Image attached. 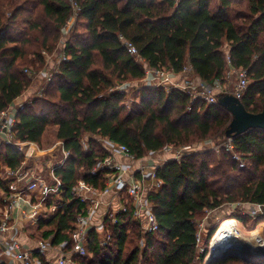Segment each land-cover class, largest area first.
Instances as JSON below:
<instances>
[{"label":"trees","instance_id":"16d2710c","mask_svg":"<svg viewBox=\"0 0 264 264\" xmlns=\"http://www.w3.org/2000/svg\"><path fill=\"white\" fill-rule=\"evenodd\" d=\"M75 17L72 30L63 35ZM61 40L66 60L44 84L43 95L35 92L23 103L14 128L17 138L42 146L47 129L55 127L69 152L55 169L65 203L34 229L33 237L53 235L55 244L72 240L85 213L73 187L83 180L103 190L112 172H92L112 155L105 139L127 145L141 159L168 145L228 136L233 115L227 107L192 101L178 88L167 91L145 82L140 101L128 109L126 93L112 89L143 81L147 66L181 73L190 65L197 77L213 82L224 78L229 55L231 64L248 71L250 84L241 101L251 112L264 111V0H0V112L33 86L26 67L43 65V50L53 52ZM125 40L137 46L138 54L128 51ZM233 138L244 167L225 150L168 160L157 169L163 184L149 192L159 228L144 231L129 203L117 224L106 220L113 235L106 246L103 233L89 232L83 264L204 263L213 235L231 218L204 228L207 250L200 252L197 233L206 211L237 202L264 207V129ZM23 161L22 153L0 138V200L6 189L3 169ZM231 215L243 224L250 219L240 211ZM254 222H264V213ZM213 264H264V257L227 255Z\"/></svg>","mask_w":264,"mask_h":264},{"label":"built area","instance_id":"2783aa9c","mask_svg":"<svg viewBox=\"0 0 264 264\" xmlns=\"http://www.w3.org/2000/svg\"><path fill=\"white\" fill-rule=\"evenodd\" d=\"M70 22L63 28V32H68L71 26ZM124 42L131 54H138V48L133 42L129 40ZM62 60H66L65 52H63ZM228 61L229 67L224 78L216 79L213 82L205 81L196 75L188 77L189 73L193 71L190 65H187L181 72L187 73L184 80L177 78L176 72L165 67L147 68L144 80L152 86H160L164 83L161 86L167 91L174 88L181 89L191 97L192 101L213 104L219 101V92L228 91L224 84L235 74L238 82L232 91V95L241 100L250 84L248 71L231 64L229 55ZM25 71L28 72L29 69H25ZM52 76L51 71H46L44 83L51 81ZM112 90L126 92L127 85L118 84ZM37 93L43 95L44 86ZM228 94H230L229 91ZM22 107V102L16 106L12 104L0 112V138L10 146L17 148L24 157L21 166L18 168L6 167L1 174L6 189L2 190V204H0V264H43L39 254L45 255L48 264H83L82 259L88 255L87 237L89 232L95 229L103 233L101 245L106 246L113 236L111 230L106 228V220L117 224L119 213L129 212V203L133 206L132 215L134 219L140 220L144 231L151 232L159 228L154 207L149 199V192L163 184L162 179L157 175V169L168 160L155 161L154 163L142 160L136 172L125 176L126 168L114 160V154L120 153L130 158H135V156L127 145L107 138L105 140L112 155L98 163L92 170L93 173L103 168L112 170L105 188L99 190L80 180L71 191L73 198H78L85 205V213L78 218L72 240L64 239L55 244L53 243V235L36 237L34 238V246L19 240L18 221H30L36 228L43 220L47 221L52 218L65 203L61 190L62 180L55 175L57 166L53 167L49 174L53 178V183H49L46 175H41L37 169H34L35 167L27 166L31 159L37 158L40 145L33 141H23L17 138L14 128L17 122V113ZM58 145H62L63 156L58 165L61 166L69 157V152L64 148L62 141H58L53 147ZM221 147H226L227 151L232 152L233 158L239 162L240 167L245 166V161L242 158L244 154L235 151L232 136H228L224 145L217 150L219 151ZM189 148L192 147L185 145L183 152H174L173 159H180L190 153ZM172 149L173 146L168 145L162 151L171 153ZM110 192H114L113 196L110 199H104V196ZM103 204L106 206L103 220L100 224H96L94 215ZM259 206L263 207L262 205ZM260 210H255L254 213ZM204 227L205 223L199 222L197 233L199 244L204 240ZM10 230H13L12 235L9 234Z\"/></svg>","mask_w":264,"mask_h":264},{"label":"rangeland","instance_id":"374dc122","mask_svg":"<svg viewBox=\"0 0 264 264\" xmlns=\"http://www.w3.org/2000/svg\"><path fill=\"white\" fill-rule=\"evenodd\" d=\"M6 14L8 16H10V11H7ZM75 22H76V17H75V19H73L70 22L71 26H70V29L68 30V32H64L63 35H67L72 30ZM62 42H63V40H61V42L57 44V46H56V48H55V50L53 52H50V51H47V50L46 51L43 50V52H42L43 61H44L43 65H40L38 63L35 67L34 66L26 67V69H29V71L28 72L25 71V72L28 74V76L30 78L33 79L34 82H33V86L29 90H27L23 95H21L23 100H24V101H22V103H24L28 98H30L32 95H34L35 92L37 93L41 89V87L46 85V83H44L45 82V73H46V71H51L52 73L58 71V67H59V65L61 63L63 52L65 51L64 50V44ZM30 59L34 60V61L37 60L35 55H32L30 57ZM147 68H149V67L147 66ZM177 74H178L177 78H179L181 80H184L186 78V76H187V73H177ZM194 75H195V73H194V71H192V72L189 73L188 77H192ZM237 79H238L237 75L234 74L229 80H227V83L224 84V86L226 88H228V91H229L230 94H232V91H233L235 85L238 82ZM144 83H145V80L120 83V84L125 85V86L127 85V91L125 92L126 93L125 103H126L128 109H130L133 105H135L136 103H138L140 101L141 88L143 87ZM163 84H161V85H163ZM168 86L171 87L173 85H168ZM228 91L223 90V91L219 92V99H220L221 96L228 95ZM227 138H228V136H225V137L219 138V139L209 138V139L201 140L199 142H195L193 144L191 143L189 145L184 144V145H180V146H173L172 151H174V152H178V151L179 152H183V147L186 145V146H191L192 147V148L188 149V150H191L190 153H192V152H203V151H206V150H213L217 154H220L222 152L221 150L227 151L226 147H221L219 151L217 150V148H219L220 146L224 145V143L226 142ZM104 141H105V143L107 145L106 140H104ZM42 142H43L42 146H40V147L42 149L43 148H47V149L53 148L52 151L56 153L55 158L59 159L60 153L62 155V145H58L56 147H53L58 142V140L56 138V128L55 127H49L47 129ZM52 151L47 150L46 152H47V154H49V153H52ZM160 151H162V150H160ZM155 152H159V151H155ZM151 153L152 152H150L145 157H149L151 155ZM145 157H143V158H145ZM41 160H43V161H40L38 166L34 165V163H32L30 161L28 162V164L32 168L35 167L34 169H37L38 172L41 175H46L47 181L49 183H53V178L49 175V171L50 170L47 167V163H45L48 160V158L46 156H43ZM3 171H4V169H3ZM0 204H2L1 200H0ZM258 209H261V210L258 211L257 213H254V211L258 210ZM238 211H240L241 214L247 215L248 218H250L246 224H243L238 218L232 217L233 215H231V214H236V212H238ZM262 213H264V207H261V206H259L257 204L239 203V202H237V203H229V204H225L224 206H222L218 210L206 211L205 217H204V219H202V221L205 223V227L208 228L212 224H215V225L219 226L220 222L223 221L222 220L223 218L231 217V218H228V219H236L237 220L238 231L241 233L243 238H245V241L248 242V243L252 242L251 239H249V238L252 237L253 231H255V230L259 229V228L262 229L261 238H262V242L264 244V222H261L257 226H255V222H254V218L257 215L262 214ZM24 227H25V229L27 231V234H28V232H30L31 240L33 241V239H32L33 238L32 237V229L35 228V226H33V224L30 221H27L26 223H24ZM18 239L19 240L20 239L23 240L21 238V236L20 237L18 236ZM246 239H249V240H246ZM211 244L212 243L210 242L209 254H210ZM199 248H200V252H204L205 250H207V249H205L204 241L200 244ZM208 255L206 256V259H207ZM205 262L202 263V264H205Z\"/></svg>","mask_w":264,"mask_h":264},{"label":"water","instance_id":"95a60500","mask_svg":"<svg viewBox=\"0 0 264 264\" xmlns=\"http://www.w3.org/2000/svg\"><path fill=\"white\" fill-rule=\"evenodd\" d=\"M219 102L227 107L233 115V120L227 133L228 136L233 137L255 128L264 129V111L257 113L249 111L243 102L232 94L221 96ZM238 248L239 250H227L220 254L208 256L205 264H213L217 259L223 258L227 255H235L239 257L254 255L259 258L264 257V246L257 250L246 248L245 245H241ZM210 252L212 254V250Z\"/></svg>","mask_w":264,"mask_h":264},{"label":"crops","instance_id":"0c3cea01","mask_svg":"<svg viewBox=\"0 0 264 264\" xmlns=\"http://www.w3.org/2000/svg\"><path fill=\"white\" fill-rule=\"evenodd\" d=\"M22 101H24V100H23L22 96H20L14 101L13 105L16 106L19 103H21ZM47 150L52 151L53 148H49V149L43 148L42 149L40 147V151L38 152L37 158L31 159L30 162H32V163H34V165L38 166L40 161H43V160H41L42 157L46 156L48 158V160L45 163H47V167L50 170L49 171V174H50L52 168L59 165V162L62 159L61 157L63 156V154L61 155V153H60V157H59V159H57V158H55V155H56L55 152L52 151V153L47 154V152H46ZM173 153H174V151H172L171 153L170 152H165V151H159V152H154L149 157H145V158H142V159L130 158V157H127V156H125L123 154L116 153V154H114V160L117 161V162H120L121 164H123L125 166V168H126L125 176H128L129 174H132V173L136 172V170L141 165L140 161L147 160L150 163H154L155 161L171 160V159L174 158ZM113 194H114V192H110L109 194L104 196V199H106V200L110 199L113 196ZM105 211H106V206H105V204H103L97 210V212L94 215V221H95L96 224H100L102 222L104 214H105ZM24 223H26V222H23L22 220L17 222V227H18V232H19L18 236L19 237L21 236V238L23 239L22 241L25 242L26 244H29L30 246H34L35 245L34 238H36V237L32 236L33 237L32 238L33 241L31 240L30 232H28V234H27V231H26V229L24 227ZM34 229L35 228L32 229V232L34 231ZM9 234L12 235L13 234V230H10Z\"/></svg>","mask_w":264,"mask_h":264},{"label":"bare ground","instance_id":"6f19581e","mask_svg":"<svg viewBox=\"0 0 264 264\" xmlns=\"http://www.w3.org/2000/svg\"><path fill=\"white\" fill-rule=\"evenodd\" d=\"M262 229H257L253 231L251 243L245 241V238L238 231L237 220L236 219H225V221L217 229L216 233L213 235L211 240L212 256L213 254H220L227 250H239V246L245 245L246 248L257 250L264 246L261 238ZM246 239V240H249ZM208 258V257H207Z\"/></svg>","mask_w":264,"mask_h":264}]
</instances>
